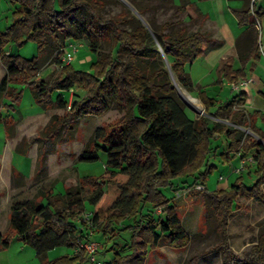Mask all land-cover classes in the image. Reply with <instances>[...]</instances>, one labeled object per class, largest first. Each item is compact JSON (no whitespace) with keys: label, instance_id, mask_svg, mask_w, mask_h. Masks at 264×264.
<instances>
[{"label":"trees","instance_id":"16d2710c","mask_svg":"<svg viewBox=\"0 0 264 264\" xmlns=\"http://www.w3.org/2000/svg\"><path fill=\"white\" fill-rule=\"evenodd\" d=\"M8 1L14 5L12 22L0 31V60L6 69L0 80V121L4 124L5 135L11 137L14 134L17 121L13 115L1 113L2 108L14 109L21 99L22 89L15 84L28 86L34 102L40 107L64 110L62 115L53 114L33 137L38 142L35 178L46 173V155L51 152L47 142L54 141L61 129L64 130L63 138L70 139L80 117L105 113L109 101L124 114L96 127L80 154L79 161L94 163L103 151L107 158L103 173L82 176L78 184L66 186L63 193L49 187L33 198L13 201L7 227L0 233V245L7 246L10 235L16 234L35 248L42 264H75L88 259L85 251L50 260L45 258L50 249L58 246L74 248L76 241L85 236L84 223L79 220L76 224L75 220L86 210L82 192L87 187L95 193L89 202L93 206L92 221L99 231L102 234L109 231L110 239L126 233L120 238L121 247L113 243V255L106 264H125L137 250L141 251L134 257L142 263L150 248L163 244L185 246L191 235L184 229L176 205L171 201L174 195L167 197L163 188L174 191L182 188L180 183H186L185 180L178 184L173 180L186 176H192L188 182L190 186L204 188L207 175L215 166L209 161L216 148L213 141L222 136L227 142V151L221 153L226 162L235 153L253 150L256 178L246 186L240 175L226 188L209 193L215 207V229L222 236L212 249L221 251L222 264H231L233 259L246 264H264V231L242 257L229 247L226 232L227 217L241 190L248 198L264 201V191L260 188L264 183V131L256 124L257 120L264 123V111L254 109L249 112L246 109L244 90L222 101L210 97L199 87L197 95L205 110L213 109L212 114L218 117L226 112L231 123L206 116L190 118L175 93L162 58L163 55L169 60L178 83L192 91L195 85L185 65L218 46V41L200 29L185 32L182 28L170 40L165 32L173 26L170 21L161 23L153 32L139 22L131 30L118 27L112 19L103 22L96 19L98 25L93 21L81 23L83 12L90 15V20L97 18V10L104 0H51L48 6L46 0ZM179 1L175 15L191 5L190 0ZM242 1L241 7L231 8L239 25L246 26L235 42L241 67L234 68L233 57H227L216 68L217 83L223 79L238 82L245 77L244 66L251 58L257 60L260 56L255 20H260L261 13L254 3L251 6V0ZM139 11L143 12L140 8ZM99 27L110 30L118 53L120 50L128 52L133 59L130 63L118 66V56L97 53L96 42L103 37V29ZM78 38H85L96 53L88 70L75 69L71 63L61 62L63 47ZM50 39L59 49L55 59L59 72L50 79L39 78L40 67L50 56ZM26 40L37 43L36 54L31 58L5 50L10 42L22 44ZM248 68L253 70L254 64L249 63ZM71 88L73 93L67 108L69 97L65 94H69ZM259 93L264 98V91ZM241 126H251L262 139L245 134ZM25 140L23 138L22 142ZM29 146L27 143V148ZM12 176L20 178L22 174L13 170ZM196 257L191 256L187 264H194Z\"/></svg>","mask_w":264,"mask_h":264},{"label":"rangeland","instance_id":"374dc122","mask_svg":"<svg viewBox=\"0 0 264 264\" xmlns=\"http://www.w3.org/2000/svg\"><path fill=\"white\" fill-rule=\"evenodd\" d=\"M190 2L191 5L186 11L175 15L174 11L176 5L180 4L179 0H135V2L132 0H104L103 6L97 10V18L90 20V15L83 12L80 21L81 23L93 21L95 25H98L99 22H97L96 19L101 22L112 19L116 22L118 27L127 30H131L139 22L145 24L150 32L158 29L161 23L170 21L173 22V26L165 31L169 34L170 40L175 38L179 28H182L185 32L200 29L208 34H212L214 40H217L218 36L221 37L222 34L226 39H230V35L234 31V25L233 22L229 20H227V22L225 20L221 0H217V2L216 0H190ZM45 3L48 6L51 4V0H46ZM195 7H197L204 15L209 14L208 20L202 14H199ZM139 8L143 10L142 13L139 11ZM13 10L14 5L10 1L0 0V31L5 30V28L11 24ZM209 20H214L216 22L209 23ZM99 28L103 29V37H100L98 42H96L97 53H110L115 58L118 56V66H121L122 63H130L133 59L128 52L120 50L118 53V45L116 44L114 36L110 30L107 27ZM75 41L79 45V48L73 55L74 58L71 61V65L75 69L88 70L90 69L91 63L95 60L96 53L91 50L90 44L85 38H78ZM214 49L218 51V54H221L222 47H216L210 50ZM5 50L8 53L31 58L36 54L37 43L33 40H26L22 44L10 42L6 45ZM234 50L235 51L231 52L236 54L237 57L236 47ZM58 51L59 49L56 47L52 39H50V56L41 65L37 75L39 78L50 79L59 72V67L57 63H55ZM224 51H226V48ZM207 53L205 52L206 55L197 57L191 64L185 65V69L190 74L192 82L195 85V88L192 91L183 88L178 83L169 65V60L163 55L162 58L164 66L175 87V93L182 101L184 110L190 118L196 119L200 116H206L212 120L230 124L231 122L227 119L226 112H223L222 116L218 117L212 114L213 109L206 111L203 103L197 95L199 85L196 83L200 82L204 85L210 82L213 77L215 78L214 70L222 60V58L218 56L215 61H213L215 56L214 53L209 54V56H207ZM259 61L261 64H264V56H262ZM5 72L6 69L0 60V80ZM213 81H211L209 83L211 85L206 88V92L210 97L225 101L239 92L234 91L231 86H226L225 83L223 84V88L215 86L216 88L214 89L212 88ZM15 86L22 89V95L20 101L16 103L15 108L10 110V113H13V116L17 120L14 126V138L12 137L5 140L4 124L0 122V161L3 162L4 160V163H6V167L0 171V233L6 227L7 212L9 206L14 200L33 198L39 191L49 187H52L55 192H63L66 186L78 184L79 179L82 176H100L107 166L105 153L100 151L99 160L94 163L79 161L80 154L96 127H99L106 122H110L124 114L123 110L116 108L113 101H109V108L105 113L99 116L80 117L77 120L76 128L70 139L63 138L64 130L61 129L59 135L54 141L47 142V148L51 149V152L46 155L45 174L40 175L38 178H35L34 174L31 178L24 174L20 178H14L12 173H8L10 172L9 169L11 164H13L20 172L25 173L31 166L30 161L32 156L33 158L35 156L33 168V171H35L38 142L34 141L33 137L46 125L53 114L62 115L64 113V110L61 108H44L45 117L41 114L33 117L34 113L40 106L34 104L30 88L21 84H15ZM78 92L81 93L80 91ZM69 94H65V96L69 97ZM4 101L8 100L4 99ZM6 113V109L2 110V115H5ZM26 115L32 116L25 117ZM257 125L262 131H264V123L259 121L257 122ZM241 130L247 135L262 139L251 126H241ZM65 133H67V131H65ZM21 136L26 140L20 142L19 137ZM60 138H63V140L60 141ZM27 143L30 144L28 155L21 152H15L12 156L6 155L9 153L10 147L18 150L20 147H26ZM213 145L216 148L209 156V161L215 166L212 172L207 175L205 181L208 190H215L218 184L229 186L234 179L240 175L243 177L244 184L246 186L250 185L254 180V176H256V167L254 166L255 163L252 157L253 150L243 153L226 162L221 155V153L227 151V142L225 138L222 136L218 137V139L213 141ZM229 155L232 154L230 153ZM241 163L243 166V169L239 172L241 174L231 175V168L239 167ZM220 176H223V178L219 179ZM181 180H185L186 183H180ZM191 180L192 176L175 178L173 181L177 184L180 183L183 187L176 189L180 193L179 197L171 199L176 205L180 218L186 220L184 226L191 235V240L188 242L190 251L184 252L186 253L184 259L182 258V252L177 251L178 253L175 254L174 252L171 257L169 255L163 256L164 261L167 264H187L188 259L191 256L196 255L197 257L194 264H199V262L200 264H222L221 251H213L219 249H212L221 241L222 236L221 233L215 229V207L210 202V192L204 191L203 189H197L195 187L197 185L190 186L188 182ZM260 188L264 191V183L260 185ZM163 192L170 198L175 195L176 191L166 187L163 188ZM94 195L95 193L87 187L83 190L82 198L86 211H92L93 206L89 201ZM235 201L236 205L232 208L230 215L227 217V242L229 237L232 242L236 241V246L240 245L242 241L244 244L241 249L236 248L234 243L232 248L228 243L233 252L239 257H242L244 251L248 250L254 240L257 239L258 235L264 231V201L248 198L243 190L238 194ZM158 209H160V207H158L157 210ZM80 217L75 220L76 224L81 220ZM189 220H191V222ZM94 224L95 223H93L91 227L93 233L90 240L97 244L94 253L95 260H90L89 256L88 259L75 264H106L112 258L114 249L112 250L111 247L113 246V243H115L117 247H121L122 245L120 238H124L126 233L117 236L116 239H110L109 231L102 234L101 231H99V228ZM229 231L231 234H229ZM195 232L199 234H194ZM202 242H204V245H202ZM74 252L75 250L72 247L58 246L50 249L45 258L50 260L63 255H73ZM217 253L220 255L218 256L219 260H211L217 255ZM155 259H157L156 256L154 258H148L145 260L144 264H153ZM0 264H42V260L37 256L36 250L32 245L24 243L16 234H11L8 245L5 247L0 245ZM231 264L246 263L233 259L231 260Z\"/></svg>","mask_w":264,"mask_h":264},{"label":"crops","instance_id":"0c3cea01","mask_svg":"<svg viewBox=\"0 0 264 264\" xmlns=\"http://www.w3.org/2000/svg\"><path fill=\"white\" fill-rule=\"evenodd\" d=\"M222 2V4H223V8H222V10H223V13H224V17H225V20L227 21V20H229V21H231V22H233V25H234V31H233V33H231V35H230V39L228 40V39H226L225 38V36H223V34L221 35V37H219L218 36V38H217V40H218V46H215V48L217 47V48H220V47H222V49H221V54H218V51H216L215 49L214 50H210V51H208V55L207 56H209V54H213L214 53V60L213 61H215V59H216V57H218V56H220L221 58H222V60H221V62H220V64L222 63V61L224 60V59H226L227 57H233V59H234V62H233V67L234 68H239V67H241V63H240V61H239V59H238V55H237V57H236V54H234V53H232L231 51H235L234 49H235V47H236V45H235V42H236V39H237V37L239 36V34L244 30V28L246 27L245 25H243V26H241V25H239V23H238V21H237V18L235 17V15L233 14V12L231 11V8H239V7H241V5H242V3H243V1L242 0H221ZM216 2H217V0H216ZM255 4V8L257 9V10H259V12L261 13V17H260V20H257V22H258V24H259V36H258V40H260V43H261V49H260V56H259V59H257V60H254V59H250V62H248L245 66H244V69H245V71H246V74H245V77H252L253 79H254V82L252 83V84H250V85H248L247 87H244V88H241L240 89V91L241 90H244L245 92H246V94H245V96H246V104H245V107H246V109L249 111V112H251V111H253L254 109H258V110H262V111H264V98H262L261 97V95H260V93H259V91H264V64H261L260 63V58L262 57V56H264V0H251V6H252V4ZM196 8V10H197V12H200L207 20H208V15L209 14H206V15H204L201 11H199L198 10V8L197 7H195ZM207 13H209V12H207ZM251 13L254 15V13H253V11L251 10ZM255 16V15H254ZM210 22H216V21H214V20H209V23ZM228 22V21H227ZM205 32V31H204ZM211 37H213V35L212 34H209ZM225 48H226V51H224L225 50ZM212 49V48H211ZM224 49V50H223ZM212 51V52H211ZM223 51V52H222ZM227 53V54H226ZM238 54V53H237ZM203 55H206L205 53L203 54ZM253 63L254 64V69L253 70H251V69H249L248 68V65H249V63ZM220 64H218L217 66H216V68L220 65ZM238 64V65H237ZM216 68H215V70H214V72H215V78L213 79H211V81H213L214 83L212 84V88H216L215 86H220V87H222L223 88V84L225 83V85L227 86H230V82H228V81H226L225 79H223L222 80V82L221 83H217L216 81H217V74H216ZM210 81V82H211ZM210 82H208V83H206V84H201L200 82H197L196 84H198L199 85V87H201L202 89H204L205 91H207L206 90V88H207V86H209V85H211V84H209ZM55 93H57V91L55 92ZM64 93V92H63ZM207 93V92H206ZM65 94V93H64ZM67 94V93H66ZM208 94V93H207ZM33 102H34V100H33ZM34 104H36L35 102H34ZM2 110H5L4 108H2L1 109V113H2ZM7 111V113L5 114V115H7V114H11V115H13V113H10V110H6ZM38 114H41L42 116H44L45 117V113H44V108H42V107H39L38 109H37V111L34 113V115H33V117L35 116V115H38ZM4 116V115H3ZM32 115H30V116H25V117H31ZM14 117V116H13ZM15 118V117H14ZM47 119V118H46ZM260 120H257V122H259ZM0 122H2V121H0ZM257 122H256V124H257ZM261 122V121H260ZM3 123V122H2ZM262 123V122H261ZM258 126V125H257ZM4 130H5V128H4ZM14 138V134L11 136V137H7L6 135H5V140H7V139H10V138ZM22 137V136H21ZM19 137L20 138V142H22V139L24 138V137ZM22 144V143H21ZM30 147V146H29ZM28 147V148H29ZM27 148V146L26 147H24V148H18V150H15L14 148L12 149L11 147H10V150H9V153H7L6 155L7 156H9V155H14V153L15 152H21V153H23V154H26V155H28V149ZM27 149V150H26ZM25 150H26V152H25ZM241 154L240 153H235V155H234V157H237V156H240ZM7 156H6V159H7ZM32 156V155H31ZM233 157V158H234ZM6 159H5V162H6ZM11 159H12V157H11ZM34 160H35V156H34V158H33V156H32V159H31V161H30V164H31V166H30V168L28 169V171L27 172H25V173H22V172H20L18 169H16L15 167H14V165L13 164H11V167H10V172H8L9 174H11L12 173V171L14 170L15 172H20L22 175L24 174L25 176L27 175L28 177H32L33 176V168H34ZM240 162H241V160H240ZM255 166V165H254ZM4 167H6V163H4V160H3V162L2 161H0V171H2V169L4 168ZM231 170H232V168H231ZM235 174H241V173H235V172H232L231 173V175H235ZM256 178V176H254V178L253 179H255ZM224 180V179H223ZM222 180V181H223ZM254 181V180H253ZM252 181V182H253ZM262 185V184H261ZM65 187V186H64ZM227 187V185H219L218 184V186H217V188L216 189H224V188H226ZM203 190L204 191H207V192H211L210 190H208V188H207V186H206V184L204 185V188H203ZM55 192V191H54ZM64 192V191H63ZM63 192H58V193H63ZM176 192H178L177 190H176ZM184 193V192H183ZM17 200V199H16ZM15 201V200H14ZM11 206V205H10ZM10 206H9V209H10ZM235 207V206H234ZM9 209H8V212H7V224H8V218H9ZM181 219V218H180ZM185 221L186 220H182L181 219V223H182V225H183V227H184V229L187 231V229L185 228ZM190 222H191V220H189ZM7 224H6V227H7ZM6 227H5V229H6ZM4 229V230H5ZM4 230L1 232V233H3L4 232ZM188 232V231H187ZM189 233V232H188ZM194 234H199V233H197V232H195ZM229 234H231L230 233V231H229ZM190 235V234H189ZM203 235V234H202ZM191 240V239H190ZM190 240H189V242H190ZM236 242V241H235ZM235 242H232V240H231V238L229 237V240H228V243H229V245L233 248V243H234V245L236 246V243ZM243 242L241 241V243H240V245H237L236 246V248H238V249H241L242 248V246H243ZM202 245H204V242H202ZM190 246H189V244L187 243L185 246H183V247H180V248H172V247H170V246H168V245H160V246H157V247H155V248H150V249H148V252L146 253V255H145V257H144V260L142 261V263H140L139 262V260L137 259V258H135L134 256H136V255H138L139 253H140V251L141 250H137V252L134 254V256L133 257H131V258H128L126 261H125V264H144V262H145V260H147L148 258H154L155 256L157 257V259H155V262L153 263V264H167L165 261H164V258H163V256H173V254H174V252H175V254L176 253H178V252H182V258L184 259V257L186 256V253H184V252H187V251H190V248H189ZM163 251V252H162ZM178 251V252H177ZM213 251H220V250H213ZM160 252H162V253H160ZM218 256H220L219 255V253H217V255L216 256H214V258L213 259H211V260H214V261H216V260H219L218 258ZM210 260V261H211ZM208 261V260H207ZM199 264H200V262H199Z\"/></svg>","mask_w":264,"mask_h":264},{"label":"built area","instance_id":"2783aa9c","mask_svg":"<svg viewBox=\"0 0 264 264\" xmlns=\"http://www.w3.org/2000/svg\"><path fill=\"white\" fill-rule=\"evenodd\" d=\"M255 25L259 30V24L257 22V20H255ZM258 45L261 49V43L260 40H258ZM79 48V45L77 44L76 41L71 40L69 42L66 43V45L63 47L62 51V56H61V62L63 64H69L71 63V61L74 58V54L77 52ZM254 82V79L252 77H243L241 80H239L238 82H230V86L234 91H240L241 88L247 87L248 85L252 84ZM70 94H69V98H68V105L67 108L70 107V103H71V98H72V92L73 89L71 88L69 90ZM243 169L242 163L240 164L239 167H234L232 168V172L235 173H239L241 172V170ZM223 176H220L219 179H222ZM197 189H203L201 185H197L195 186ZM180 193L179 192H175L174 197H179ZM158 212H160V209L157 210ZM93 211H84L81 214V221L84 223L85 225V236L83 238H80L76 241L75 245H74V250L75 251H80V250H84L89 256H90V260H95V250L97 248V244L90 240V237L93 233V231H91V227L93 225ZM90 229V230H89Z\"/></svg>","mask_w":264,"mask_h":264},{"label":"water","instance_id":"95a60500","mask_svg":"<svg viewBox=\"0 0 264 264\" xmlns=\"http://www.w3.org/2000/svg\"><path fill=\"white\" fill-rule=\"evenodd\" d=\"M159 49H160V51H162L161 48H159Z\"/></svg>","mask_w":264,"mask_h":264},{"label":"bare ground","instance_id":"6f19581e","mask_svg":"<svg viewBox=\"0 0 264 264\" xmlns=\"http://www.w3.org/2000/svg\"><path fill=\"white\" fill-rule=\"evenodd\" d=\"M140 16V15H139ZM141 18V17H140Z\"/></svg>","mask_w":264,"mask_h":264}]
</instances>
